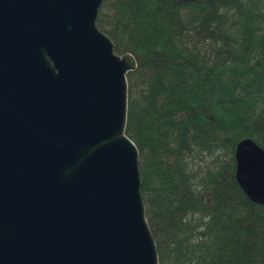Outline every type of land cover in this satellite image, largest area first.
I'll return each mask as SVG.
<instances>
[{
    "label": "water",
    "instance_id": "water-1",
    "mask_svg": "<svg viewBox=\"0 0 264 264\" xmlns=\"http://www.w3.org/2000/svg\"><path fill=\"white\" fill-rule=\"evenodd\" d=\"M103 0H0V264H158L124 129L129 52L96 24ZM264 204V150L233 148Z\"/></svg>",
    "mask_w": 264,
    "mask_h": 264
},
{
    "label": "trees",
    "instance_id": "trees-1",
    "mask_svg": "<svg viewBox=\"0 0 264 264\" xmlns=\"http://www.w3.org/2000/svg\"><path fill=\"white\" fill-rule=\"evenodd\" d=\"M129 52L124 132L158 264H264V204L233 148L264 150V0H103L95 21Z\"/></svg>",
    "mask_w": 264,
    "mask_h": 264
}]
</instances>
